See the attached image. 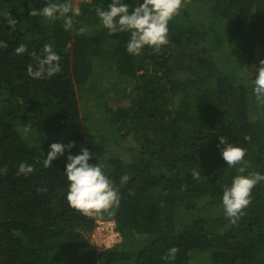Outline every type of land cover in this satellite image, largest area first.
<instances>
[{
  "label": "trees",
  "instance_id": "trees-1",
  "mask_svg": "<svg viewBox=\"0 0 264 264\" xmlns=\"http://www.w3.org/2000/svg\"><path fill=\"white\" fill-rule=\"evenodd\" d=\"M110 2L82 1L65 31L60 20L29 15L46 0H0V39L9 45L0 49V169L7 170L0 175V264H264V182L232 224L221 196L236 172L217 147L227 137L247 149V171L264 172V105L250 84L264 58V0H184L168 44L139 56L126 51L127 33L100 24L95 7ZM7 13L20 21L15 31ZM81 21L89 26L84 34L75 30ZM20 43L28 51L18 55ZM45 43L60 54L62 71L35 79L27 66ZM111 73L115 83L101 81ZM113 89L116 98L104 97ZM82 90L99 91L103 119L81 137ZM69 141L73 154L81 147L95 153L90 163H102L119 186V207L102 214L115 221L122 245L99 251L87 235L99 215L69 207L68 150L49 168L39 163L51 143ZM21 161L35 167L28 177L17 175ZM193 167L201 168L199 180ZM123 174L130 179L120 185ZM136 235L145 240L133 246ZM172 245L179 252L165 261Z\"/></svg>",
  "mask_w": 264,
  "mask_h": 264
},
{
  "label": "clouds",
  "instance_id": "clouds-1",
  "mask_svg": "<svg viewBox=\"0 0 264 264\" xmlns=\"http://www.w3.org/2000/svg\"><path fill=\"white\" fill-rule=\"evenodd\" d=\"M183 7L184 0H134V3L128 2V0H111L110 3H106V7L96 6L95 14L99 18L100 24L110 34L127 33L126 51L132 56H139L145 48L159 53L162 47L168 44L169 23L179 15ZM81 14V8L76 5L74 0H46L43 7H31L29 13L31 17H44L46 22L55 23L60 20L65 31L73 30L75 18ZM5 22L9 31H15L20 23L11 13L5 15ZM88 28L89 26L81 21L80 27L75 30L79 34H84ZM8 46L6 40L0 39V49H5ZM27 51V45L24 43H20L15 48L18 55ZM31 55L35 58L36 63L35 66L29 64L27 72L33 78H51L62 71L61 56L53 44L45 43L42 54L32 52ZM242 75L247 77L248 73L242 71ZM250 84L257 104L264 105V58L259 60V67L255 65ZM75 146V141H69L67 144L53 142L49 145L47 155L39 163L44 168H49L56 158L64 155L68 150L67 163L63 173L68 181L66 200L69 207L87 217L104 212L111 214L121 203L119 186L105 171V166L102 163H90L96 155L95 153L91 152L88 147H81L78 154H73L71 149ZM217 147L227 166L235 168L236 172L230 183L223 186L221 196L226 217L232 224H236L251 203L254 187L264 182V172L247 171V160L245 159L247 149L238 144L229 143L227 137L221 135ZM6 171V169H0V175ZM34 171L33 164L21 161L18 165L17 175L28 177ZM190 171L191 176L199 180L202 175L201 168L193 167ZM129 179L127 174L121 175L119 177L120 185L126 184ZM38 191H47V187L39 188ZM96 226L97 222L94 229ZM89 241H91L90 236ZM178 252L179 246L172 245L167 248L162 259L173 261Z\"/></svg>",
  "mask_w": 264,
  "mask_h": 264
},
{
  "label": "rangeland",
  "instance_id": "rangeland-1",
  "mask_svg": "<svg viewBox=\"0 0 264 264\" xmlns=\"http://www.w3.org/2000/svg\"><path fill=\"white\" fill-rule=\"evenodd\" d=\"M82 1H84V0H74V2L76 3V5L78 6ZM88 1H90V0H88ZM101 81H103V82H111V84L112 83H115L116 81H117V78H116V76L114 75V74H106L105 76H103L102 77V80ZM110 86V85H109ZM99 91H95V92H93V91H91V90H82L81 92H80V94H79V99H80V106H82V108H81V111H82V113L85 111V113L87 114V117L85 116V118H84V121H83V124H82V126H81V128H80V136L82 137V135H84V134H82V132H84L85 133V131H84V129H92V130H90V131H93V130H95V129H93V128H95V126L103 119V116H102V114L100 113V112H97V108H98V99H99V97H101L100 95H99V93H98ZM105 94V93H104ZM105 96H107L108 97V99L110 100L111 98H116L117 97V90L116 89H113V90H111V91H109L106 95H104V97ZM104 97L102 96V98H101V102L104 100ZM84 114V113H83ZM91 127V128H90ZM65 135H66V137L68 136V132L67 131H65ZM107 137H109V135H107ZM60 140V139H59ZM111 140V139H110ZM110 140H107L108 142L110 141ZM61 141V140H60ZM63 141V140H62ZM112 141V142H111ZM109 143H111V148H112V146H113V140H111ZM126 143H129V140H127L126 141ZM129 145V144H128ZM127 145V146H128ZM116 149H118V150H120L121 148L120 147H118V146H116V147H113V151H114V154L115 153H118L119 151L118 150H116ZM121 152V151H120ZM123 152V151H122ZM108 154L110 155V152L108 151ZM124 154V153H123ZM126 155H128V152H126ZM99 216H98V218H97V220H96V222H98V221H100V220H104V221H107L109 218L107 217V215H105V214H98ZM109 223H105L104 225H103V229H104V231H102L101 233H100V235H101V237H103L105 240H106V244H109L110 246V248H112L113 246H115V245H122L123 244V236L121 235V233L119 232V235H117V237H115L114 239V242H112V239H113V235H112V233H111V231L110 230H107L108 228H106V227H110L109 225H108ZM96 225V224H95ZM95 230V229H94ZM94 230L93 231H91V233H87V235L88 236H90V240H94V241H96V242H98V241H102L99 237L100 236H98L97 234H96V232L94 233ZM144 237V236H143ZM143 237H141V236H139V235H136L135 236V242H133L132 241V243H134L133 244V246H135L137 243L136 242H138V241H144L145 240V238H143ZM108 247V248H109ZM99 251H103L104 249H102V248H100V249H98Z\"/></svg>",
  "mask_w": 264,
  "mask_h": 264
},
{
  "label": "built area",
  "instance_id": "built-area-1",
  "mask_svg": "<svg viewBox=\"0 0 264 264\" xmlns=\"http://www.w3.org/2000/svg\"><path fill=\"white\" fill-rule=\"evenodd\" d=\"M105 223H109L108 225H109L110 227H106V228H108L107 230H110L111 233H112V235H113L112 242H114V240H115L114 238L117 237V235H119V232H118L117 229H116V224H115V222H114L113 220L108 219L107 221H104V220H100V221H98V222H97V226H96V228H95V230H94V233L96 232V234H97L98 236H100L99 238H100L102 241H98V242H96V241H94V240H91V241H90L91 243H93V244L96 245V248H97V249H100V248H102V249H107V248L110 246L109 244H106V240H105L103 237H101V235H100V233H101L102 231H104V229H103V225H104ZM109 248H110V247H109Z\"/></svg>",
  "mask_w": 264,
  "mask_h": 264
}]
</instances>
